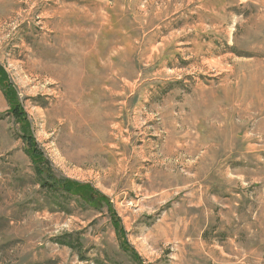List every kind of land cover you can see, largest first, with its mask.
Segmentation results:
<instances>
[{
    "label": "rangeland",
    "instance_id": "rangeland-1",
    "mask_svg": "<svg viewBox=\"0 0 264 264\" xmlns=\"http://www.w3.org/2000/svg\"><path fill=\"white\" fill-rule=\"evenodd\" d=\"M0 77V264H264V0H0Z\"/></svg>",
    "mask_w": 264,
    "mask_h": 264
},
{
    "label": "trees",
    "instance_id": "trees-1",
    "mask_svg": "<svg viewBox=\"0 0 264 264\" xmlns=\"http://www.w3.org/2000/svg\"><path fill=\"white\" fill-rule=\"evenodd\" d=\"M5 87V82L4 80L0 77V90L2 91V94L4 96V98L6 99L8 106H9V110H10V114L16 118L14 119L17 123H19L21 125V127H26V129H28L27 127V122H26V117L25 114L20 110V106L18 104V102L16 101V96L14 94L13 91H8ZM24 141L26 142L27 150L26 154L27 156L30 158L32 164L37 165V161L38 158H35L34 156L37 155V152L35 151V145L32 142V138L31 137H26L25 135L23 136ZM38 156V155H37ZM40 172V170L38 171ZM46 179H49L50 176L47 175L45 176ZM43 187H45V184L42 185ZM59 190L63 191V192H67L71 195H76L79 196L80 198H82L83 200L85 199V195L87 194V188H85L82 185H77V184H72L68 185L66 183H64L62 186H59ZM111 223H112V228L114 229V231L116 232L117 236L119 237V239L121 240L122 236H121V232L122 229L119 226V220L117 219L116 216H112L110 217ZM122 241V240H121ZM120 246L125 249V245L124 243H121ZM131 255L132 257L137 261L138 264H141L139 257L136 255V253L131 250Z\"/></svg>",
    "mask_w": 264,
    "mask_h": 264
},
{
    "label": "crops",
    "instance_id": "crops-1",
    "mask_svg": "<svg viewBox=\"0 0 264 264\" xmlns=\"http://www.w3.org/2000/svg\"><path fill=\"white\" fill-rule=\"evenodd\" d=\"M3 156V155H2Z\"/></svg>",
    "mask_w": 264,
    "mask_h": 264
}]
</instances>
